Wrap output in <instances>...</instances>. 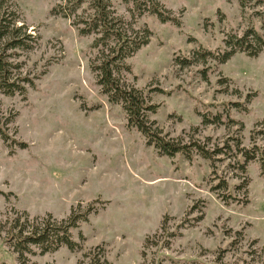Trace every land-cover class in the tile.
Here are the masks:
<instances>
[{
    "label": "rangeland",
    "instance_id": "374dc122",
    "mask_svg": "<svg viewBox=\"0 0 264 264\" xmlns=\"http://www.w3.org/2000/svg\"><path fill=\"white\" fill-rule=\"evenodd\" d=\"M65 1L12 0L20 24L40 41L19 57L24 74L36 77L27 98L0 92V123L14 118L8 144L0 137V260L18 264L5 242L16 217L60 220L80 204L95 208L73 231L80 248L62 247L29 264H264V177L259 160L242 172L236 151L237 143L264 147V49L256 57L237 51L224 64L198 57L201 48L224 50L226 39L249 28L262 31L264 7L161 0L180 27L150 14L137 23L152 36L128 60V81L155 90L150 100L159 111L151 119L174 138L232 147L213 161L190 162L147 146L121 106L100 93L90 68L94 36H80L71 19L52 14ZM113 2L130 20L129 7ZM185 58L196 61L184 66ZM236 102L248 110L223 106ZM208 111L224 122L206 124Z\"/></svg>",
    "mask_w": 264,
    "mask_h": 264
},
{
    "label": "trees",
    "instance_id": "16d2710c",
    "mask_svg": "<svg viewBox=\"0 0 264 264\" xmlns=\"http://www.w3.org/2000/svg\"><path fill=\"white\" fill-rule=\"evenodd\" d=\"M121 1L129 7L130 20L118 14L113 0H66L57 4L52 14L71 19L80 36H94L90 45L94 53L90 68L95 75V84L110 104L121 106L126 114L128 127L140 132L147 146L153 147L161 156L174 158L180 155L190 162L197 157L213 161L219 155L228 154L227 149L232 150L229 145L211 149L208 143L196 139L186 141L182 136L174 138L151 119V116L159 111V105L150 100V93L155 90L144 92L128 81V76L133 73L128 60L148 45L152 36L149 28H138L137 23L146 14L156 16L162 23L171 22L178 27L181 26V19L168 10L161 0ZM238 2L243 9L264 7V0ZM20 22L19 13L12 0H0V92L9 97L18 95L27 98L28 88L35 86L36 77L31 78L24 74V62L20 61L19 57L23 53L34 51L40 38L31 34L29 27ZM225 43L226 48L216 52L201 48L198 57L204 62L214 60L219 64L226 63L237 51L256 57L264 49V24L262 31L249 28L241 37L232 36L226 39ZM194 61L196 60L185 58L181 63L189 66L194 64ZM44 74L45 71L42 75ZM158 91L165 92L162 89ZM231 104L241 111L248 110L243 103L237 102L223 106ZM203 117L206 124L224 122L221 113L213 114L208 111ZM13 122L14 118L11 117L6 123H0V137L7 144V126ZM11 140L22 149L28 147L24 142L13 138ZM236 151L241 159L239 168L242 172H247L248 162L259 160L261 175L264 177V147L254 145L252 150H247L237 143ZM221 186L222 184H218L213 191L217 192ZM94 212L93 206L89 205L83 209L79 204L71 210L67 218L60 220L50 214L35 218L18 216L12 221L5 242L9 243L18 264H29L32 257L56 252L62 247L76 251L80 248V243L74 239L73 231L78 229L81 223L88 222L89 216ZM81 239H84L83 235ZM0 264L5 262L0 260ZM95 264L108 262L97 261Z\"/></svg>",
    "mask_w": 264,
    "mask_h": 264
}]
</instances>
